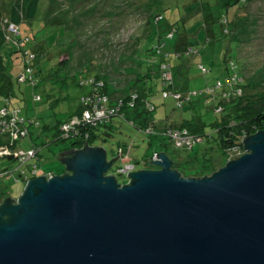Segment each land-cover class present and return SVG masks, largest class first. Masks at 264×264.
<instances>
[{"label":"rangeland","instance_id":"374dc122","mask_svg":"<svg viewBox=\"0 0 264 264\" xmlns=\"http://www.w3.org/2000/svg\"><path fill=\"white\" fill-rule=\"evenodd\" d=\"M15 2L0 0V27L7 23ZM242 7L234 16L233 31L229 24L221 23V17L228 13L222 0H40L36 18L22 23L20 33L11 30L9 35L13 40L17 35L26 39L28 51H45L42 70L38 65L33 70L36 84L17 79L24 71L25 58L22 51H16L15 42L6 43L3 56L5 72L15 81V104L21 107L22 116L39 123L30 125L32 137L18 145L25 150L34 143L42 148L39 158H31L24 166L17 159L0 158V167L8 170L0 178V196H21L26 186L22 168L31 174L33 165L38 164L39 175L66 171L59 153L70 141L54 142L55 129L45 130L44 126H54L76 112L82 98L92 94L90 81L98 76L107 79L113 99L137 92L138 87L147 89L157 123L181 121L195 112L208 122L215 120L214 110H207L206 89L230 87L229 75L242 81V67L246 80L264 85V0H246ZM64 58H69L65 68L59 65ZM164 64L169 67L164 68ZM178 66H183L188 80L185 91L190 95L181 104L174 96H163L167 88L163 74ZM191 104L193 110L189 109ZM97 134L92 146H102L108 160L118 156L119 145H126L130 160L141 161L136 170L150 167L142 163L152 151L150 136L127 119L115 116ZM206 145L204 142L196 148ZM170 151L180 162L183 176L203 174L200 164L187 161L188 150L179 157L174 147ZM122 164L117 158L113 168ZM123 179L118 177L120 183Z\"/></svg>","mask_w":264,"mask_h":264},{"label":"water","instance_id":"95a60500","mask_svg":"<svg viewBox=\"0 0 264 264\" xmlns=\"http://www.w3.org/2000/svg\"><path fill=\"white\" fill-rule=\"evenodd\" d=\"M211 175L108 174L102 146L59 153L63 174L31 176L0 202V264H264V129Z\"/></svg>","mask_w":264,"mask_h":264},{"label":"trees","instance_id":"16d2710c","mask_svg":"<svg viewBox=\"0 0 264 264\" xmlns=\"http://www.w3.org/2000/svg\"><path fill=\"white\" fill-rule=\"evenodd\" d=\"M245 2L242 4V2ZM39 3L40 0H16V2L13 4L10 13L7 15V23L2 25L0 27V110L2 107L7 106L9 109L19 108L20 109V115H21V107L15 104L13 100V96L16 95L15 91V81L11 76H9L5 72V64H4V56L3 51L6 48L7 42H15L18 46L16 51H22L25 63L27 62L28 55L25 51H28L25 49L24 42L26 39H22L17 35L15 39L13 40V37H10L11 29L10 26L13 25L17 32L20 33V25L24 22L30 23L32 20L36 18L38 9H39ZM223 7L226 8L227 12L221 17V23L229 24L233 31H235V22H234V16L240 13V10H242V5H246V0H228L224 2L222 0ZM226 18V20H225ZM9 26V27H7ZM12 35V34H11ZM38 48V47H37ZM156 51V50H154ZM29 53H33L36 55V58H34L33 66L38 65L39 70H42L41 65V58L45 51H42V49H37V52H34L33 50H29ZM69 58H64L60 60L59 65L60 67H66L68 64ZM37 62V63H36ZM185 66V65H183ZM183 66H178L175 69H173V83L172 88L176 90H180L185 95H187L186 90V84H187V77L185 75V71L183 70ZM162 66L160 67L161 70ZM25 70V68H24ZM24 72V71H23ZM21 74V73H20ZM19 74V75H20ZM19 75L17 76V79L19 80ZM240 78L242 81H239L236 77L234 81L232 82L231 78L232 75H229L227 81L230 84V87H225L222 91H215L217 86H208L206 89V103H207V110L210 109L214 110L217 118L215 120H212L210 122L204 120L202 114L200 113H192L190 117H183L181 121H172V120H166L163 123H157L155 119L153 118L154 114V108H149V103H151L150 94H148L147 89H142L141 87H138L137 93L139 94V98L136 100L134 106H131L129 99L131 98L130 95H126L125 97H122L125 100V104L121 107L120 116L122 118L127 119L130 121L134 126L141 130H146L148 127L152 126L155 127V134L147 133L150 136V144L152 151L150 154L145 156L144 158H150L152 154L155 151L158 152H166L171 159L173 160V168L178 170L182 175L183 172L180 170L178 163V160L174 158L173 153L171 150V142L169 141V138L165 136L163 133H159L160 131H168V129L171 128H183L187 129L188 132L191 135L200 137L202 139V142H197L193 146V148L188 149L186 151L187 154V161L192 162L193 165L199 166L200 164V172L203 173L201 176H208L211 175L213 172L224 166V161L228 162L229 159H232V157L235 155L236 151L240 152V154H243L245 152V146H244V138L247 136H250L257 131L264 129V85L261 83H253L249 82L245 79L243 74V67L241 68V74L239 73ZM238 75V76H239ZM94 80L96 81H102L103 85L101 88H99V92L107 93L111 96V92L109 89L108 81L106 78H101V76L96 77ZM165 83V82H164ZM166 85V84H165ZM170 85V84H168ZM175 85V87H174ZM93 86V85H92ZM208 89H213V92H209ZM94 89L93 92L94 93ZM240 91V93H239ZM224 92H227L226 95H224ZM92 95V94H91ZM210 97H212V100H209ZM186 99V96L183 98ZM191 102H193L191 100ZM221 107V111L217 112L216 108ZM85 108V105L81 102L78 110L68 116H66L63 119H59L58 122L53 125L46 124L44 126L45 130H51L55 129L53 132L54 142L59 141H70L69 146L66 147L63 151L69 150V149H80L85 147L86 145L92 146L93 142L96 140L98 134L97 131L102 126H108V123H101L97 126H86L83 128V133H88V137H85L83 135L81 138H64L62 136L61 126L63 123L70 120L75 115H79L83 112ZM195 108L194 104H191L189 106V109L193 110ZM22 116V115H21ZM24 118V122L20 125L21 128H28L29 131L26 136L19 139L18 141H15L14 143H11L10 136L1 133L0 132V147L4 146L5 148H9L12 153L9 155L1 156L0 158H9L11 160H21L18 156H16L14 153L18 151L19 149H24L23 147H20L18 144L21 140L27 138L28 136L32 135L31 126L35 122H37V126H39V123L35 118H31L30 116H22ZM114 118V117H113ZM33 122V123H31ZM208 128V130H207ZM106 134H109V130L105 131ZM32 137V136H31ZM206 143L207 145L205 147H198L196 148V145H200L201 143ZM42 144H35L33 147L28 148H38L41 151ZM125 147L126 145H119V147ZM236 148V151L234 150ZM197 149V150H196ZM186 150V149H185ZM40 151L37 154V157L39 158ZM184 149L176 150L177 157H179V153H183ZM232 156V157H231ZM120 159V157H117ZM116 158V159H117ZM143 158V159H144ZM142 159V163H143ZM30 160V159H29ZM28 162H21V165L24 166ZM141 161H137L139 163ZM148 165L150 167L146 168H156V166L151 162L148 161ZM120 166V165H119ZM118 166L116 168H113L112 171H116ZM3 171L5 172V175L7 174L8 170L6 167H1ZM33 167L31 168L32 171ZM145 169V168H144ZM24 171V173H23ZM22 173L24 174V177L26 175H30L27 173V170L22 168ZM45 174L42 173L41 175ZM4 175V176H5ZM189 176V175H188ZM31 177V176H29ZM119 175L117 176L118 180ZM195 177V176H193ZM1 178V177H0ZM124 178V177H123ZM27 179H25L26 181ZM124 183V179L122 184ZM10 196H0V202L6 199Z\"/></svg>","mask_w":264,"mask_h":264},{"label":"built area","instance_id":"2783aa9c","mask_svg":"<svg viewBox=\"0 0 264 264\" xmlns=\"http://www.w3.org/2000/svg\"><path fill=\"white\" fill-rule=\"evenodd\" d=\"M10 29L17 32V29L11 25ZM28 55L27 62L25 63V70L19 75V82H32L33 84H36L35 78L33 77V70L34 67L32 64L34 62V58H36V55L33 53H29V51H25ZM164 68H168L169 66L167 64L163 65ZM204 70H206L202 65H200ZM163 77L165 78V84L167 86L166 89L163 91V96H174L177 101L181 104L184 100V96H186V99H190V95H185L183 92L173 89L172 83H173V73H167L164 72ZM236 77H232V82L234 81ZM229 81V80H228ZM93 85V89L95 90L90 97H83L82 103L85 105V108L83 112L79 115H75L67 122L63 123L61 126L62 136L64 138H71L74 139L76 137L81 138L83 135L85 137H88V133H83V128L86 126H97L101 123H107L111 120V118L120 115L121 107L125 104V100L123 98L113 99L111 96L107 93L99 92V88L103 85L102 81H96L92 80L90 81ZM230 82V81H229ZM170 84V85H168ZM209 92H213V89H208ZM227 92H224V95H226ZM240 93V91H239ZM130 99L129 102L131 106H134L136 100L139 98V94L137 92H132L129 94ZM38 97H40L38 95ZM213 98L211 97L212 100ZM150 109H153L152 104H148ZM216 111H221V107H217ZM24 122V118L20 115V109L14 108L9 109L7 106H4L0 110V132L5 133L10 136L11 143H14L15 141H18L19 139L23 138L27 135L29 129L28 128H21L20 125ZM33 123V122H31ZM145 132L150 134H155L156 130L155 127H148ZM159 133H163L165 136L169 138V141L171 142V146L174 147L176 150L180 149H191L197 142H202V139L200 137L191 135L187 129L183 128H171L168 129V131H160ZM236 151V148L234 149ZM38 148H31L29 150L25 149H19L14 154L19 157L21 162H25L31 158H38L37 154L39 153ZM12 151L9 148H5L4 146L0 147V157L4 155L11 154ZM128 148H125L123 146L118 148V155L120 157V160L124 162V164L118 166L116 171H112L110 169L108 171V174L114 175L116 178L117 176H123L124 177V183H128L130 181V177L128 176V172H134L136 171V163L137 161H131L128 156ZM160 152L155 151L150 158H144L143 164L148 165V161H156L159 160L160 157H158V154ZM240 153L236 151L233 154ZM242 155V154H240ZM232 157V156H231ZM235 158L234 156L232 159ZM231 160V159H229ZM153 163V162H152ZM154 164V163H153ZM24 173V171H23ZM53 173H46L43 175L51 176ZM5 175V172L0 167V177H3ZM38 176V164L33 165L32 172L29 176ZM28 175L24 177L25 179H29ZM26 180V181H27Z\"/></svg>","mask_w":264,"mask_h":264},{"label":"crops","instance_id":"0c3cea01","mask_svg":"<svg viewBox=\"0 0 264 264\" xmlns=\"http://www.w3.org/2000/svg\"><path fill=\"white\" fill-rule=\"evenodd\" d=\"M92 88H93V86H92ZM179 90V89H178ZM180 91V90H179ZM163 123V122H162Z\"/></svg>","mask_w":264,"mask_h":264}]
</instances>
